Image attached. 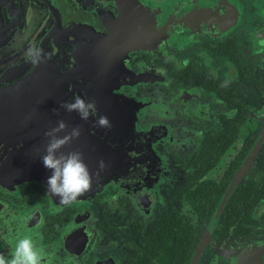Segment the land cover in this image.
<instances>
[{
  "label": "flooded vegetation",
  "instance_id": "obj_1",
  "mask_svg": "<svg viewBox=\"0 0 264 264\" xmlns=\"http://www.w3.org/2000/svg\"><path fill=\"white\" fill-rule=\"evenodd\" d=\"M0 12L13 32L0 76L53 29L47 60L69 98L130 72L112 83L146 105L136 130H156L157 166L153 187L130 176L70 205L38 180L0 181V253L27 235L47 264H264V0H0ZM72 114L77 146L91 142L95 117Z\"/></svg>",
  "mask_w": 264,
  "mask_h": 264
},
{
  "label": "water",
  "instance_id": "obj_2",
  "mask_svg": "<svg viewBox=\"0 0 264 264\" xmlns=\"http://www.w3.org/2000/svg\"><path fill=\"white\" fill-rule=\"evenodd\" d=\"M55 34L56 31L51 30L40 42V63L34 65L30 59H22L16 63V68L7 69L0 76V147L4 148L0 150L2 184L6 183L5 179L11 178L38 180L48 191L47 180L52 172L44 167L41 159L48 143L44 133L56 127L57 121L63 120L70 130L78 120L73 116L74 112L68 113L61 107L72 98L64 92L66 88L60 84L56 68L45 58L49 54L48 48L55 47ZM12 35L11 28L0 12V44L8 41ZM109 75L111 84L91 86V93L80 86L77 95L94 99L99 114L106 115L112 127H97L96 134L94 130L91 131V142H81V146H77V139V142L74 140L60 150L63 153L74 150L82 152L85 163L94 173L92 186L88 191L90 194L99 192L107 183L120 187L130 185L127 184L133 180L130 176L134 177L135 184L138 177H143L150 187L157 180V166L154 164L156 155L152 145L156 130H136V119L144 105H138L121 94L117 84L112 83L115 76H121L122 82H130L132 74L113 70ZM263 137L264 132L257 145ZM100 161L104 162L103 169L99 168ZM140 161L144 163L140 164ZM83 196L84 194L76 200Z\"/></svg>",
  "mask_w": 264,
  "mask_h": 264
},
{
  "label": "clouds",
  "instance_id": "obj_3",
  "mask_svg": "<svg viewBox=\"0 0 264 264\" xmlns=\"http://www.w3.org/2000/svg\"><path fill=\"white\" fill-rule=\"evenodd\" d=\"M41 49L33 46L28 49L29 59L36 65L41 62ZM50 59V57H45ZM226 86V85H225ZM68 113L75 112L81 120L87 121L89 117H95L97 127L110 129L112 127L108 117L99 114L96 101L74 95L71 101H65L62 105ZM60 133H65L60 136ZM48 138L45 154L41 157L45 168L52 174L47 180L48 195L58 197L63 205H70L76 199L91 189L94 173L91 172L84 161L82 152L78 150L63 153L60 150L79 139L81 128L72 127L63 121H57V126L44 133ZM105 167L104 162H99V168ZM47 253L38 247L37 241L31 236L20 238L10 257L0 253V264H47Z\"/></svg>",
  "mask_w": 264,
  "mask_h": 264
}]
</instances>
